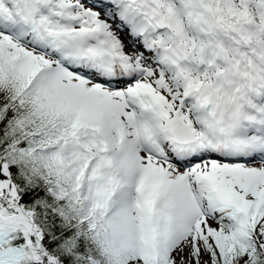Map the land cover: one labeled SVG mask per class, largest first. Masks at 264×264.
I'll list each match as a JSON object with an SVG mask.
<instances>
[{"label": "snow or ice", "instance_id": "snow-or-ice-1", "mask_svg": "<svg viewBox=\"0 0 264 264\" xmlns=\"http://www.w3.org/2000/svg\"><path fill=\"white\" fill-rule=\"evenodd\" d=\"M0 264H264V0H0Z\"/></svg>", "mask_w": 264, "mask_h": 264}]
</instances>
